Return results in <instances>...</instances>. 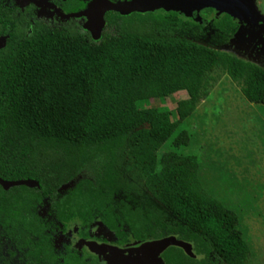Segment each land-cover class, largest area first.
<instances>
[{
    "label": "trees",
    "instance_id": "obj_1",
    "mask_svg": "<svg viewBox=\"0 0 264 264\" xmlns=\"http://www.w3.org/2000/svg\"><path fill=\"white\" fill-rule=\"evenodd\" d=\"M36 8L0 0V177L39 182L0 185L2 263L101 264L72 246L76 227L78 240L122 247L171 235L191 244L194 257L170 246L163 264H248L239 216L203 187L197 156L159 151L220 79L219 54L198 43L204 26L110 9L95 40L76 21H40ZM211 25L214 43L237 26L227 14ZM236 78L264 106V67ZM174 92L186 98L172 114L142 108ZM189 140L182 129L172 145Z\"/></svg>",
    "mask_w": 264,
    "mask_h": 264
},
{
    "label": "rangeland",
    "instance_id": "obj_2",
    "mask_svg": "<svg viewBox=\"0 0 264 264\" xmlns=\"http://www.w3.org/2000/svg\"><path fill=\"white\" fill-rule=\"evenodd\" d=\"M29 1H34L40 7L38 18L41 21L58 25L74 20L85 29L87 17L84 12L98 0H16L20 5ZM108 1L124 9L140 3L130 13H156L163 10L174 12L182 19H191L204 26L205 34L198 43L219 54L220 79L208 97L200 102L192 115L182 122L170 141L159 151L193 154L200 161L214 163L215 176L210 178L209 183L215 190H219L225 200L231 196V200L241 209L240 215L235 212L242 221L246 218L244 213L249 208V203L255 211L263 209L264 167L254 157V151L263 147L261 141L264 138H259L258 130L260 119L255 115H264V106H258L247 98L236 77L243 75L244 71L248 72L252 66L264 67V0H201L198 3L196 0H188V6L183 7L177 3L181 0H172L175 5L171 1H163L161 5H154L150 3L151 0ZM66 8L72 9L71 15L62 12ZM207 11L210 13L206 17ZM224 14L229 15L237 26L226 41L214 43L211 39L214 34L211 24L214 19ZM85 30L92 36L89 30ZM185 98V92H174L163 100L150 99L142 108L172 114L178 101ZM182 129L187 130L190 136L189 144L176 148L172 141ZM223 199L219 200L223 202ZM258 223L255 229L244 232L251 251L248 264H264V222ZM239 228L243 232V222L239 223ZM94 232L97 236L112 239L111 234L99 223L95 225ZM75 233L76 227L70 234L71 243L73 247L80 248L83 243L77 239ZM3 258H7V255L5 247L0 245V264H3ZM98 258L101 264H163L160 257L147 253L106 254Z\"/></svg>",
    "mask_w": 264,
    "mask_h": 264
},
{
    "label": "water",
    "instance_id": "obj_3",
    "mask_svg": "<svg viewBox=\"0 0 264 264\" xmlns=\"http://www.w3.org/2000/svg\"><path fill=\"white\" fill-rule=\"evenodd\" d=\"M166 1L165 3L172 2V0H151L150 3L156 5V3L161 5V2ZM192 2L195 0H191ZM197 3L201 0H196ZM207 1V0H206ZM173 2H177L174 0ZM172 2L173 5H175ZM184 3V0H181L177 3L180 4V7L188 6L187 3ZM135 4L128 9H124L119 5L110 3L108 0H98L87 12H84V15L87 17V21L84 24V28L89 30L92 34V37L96 40L101 36L102 30L105 27L104 14L107 10H116L121 14H129L134 10L138 5ZM257 19V18H256ZM259 19H257L258 21ZM6 44V38L4 36L0 37V49L3 48ZM0 185L4 189H9L12 186L16 185H26L28 187H38L39 182L35 179H18V180H6L0 177ZM83 245L87 249L97 256L106 255V254H129V253H147L155 257H160V255L170 246H177L182 248L185 253L191 257H194L191 244L177 239L175 236H167L159 239H152L140 242L138 244L129 245V246H118L110 243H99L94 240H81Z\"/></svg>",
    "mask_w": 264,
    "mask_h": 264
},
{
    "label": "crops",
    "instance_id": "obj_4",
    "mask_svg": "<svg viewBox=\"0 0 264 264\" xmlns=\"http://www.w3.org/2000/svg\"><path fill=\"white\" fill-rule=\"evenodd\" d=\"M258 106H263V105H258ZM255 116L260 119V124H259V128H258L259 138H264V115H255ZM263 142H264V140L261 141V144L263 147L258 149V150L256 149V151H254V157L256 159H258V161H259L258 163H260V165H262L264 167V143ZM198 164H199V166H198V178H199L201 184L204 187H206L209 190V192L214 195V197L216 196L219 199L224 198L222 203H225V206L227 205L226 207L236 211L240 215L241 209H239L238 206L236 205V203L231 200L230 195L227 197V200H225V197L221 196V194L219 193V190H215L213 187H211L209 181H210V178L215 176V169H214L215 165H214V163H209V162L206 163L204 161L198 160ZM231 177L234 178L233 176H231ZM261 198H263V195H261ZM245 200H246V197H245ZM251 207L252 206L249 203V208L246 209L245 213H244L246 216L244 221H242L241 218H239V223L243 222V224H244V228H243L242 233H243V237L245 240H246V234L244 236V232H249L250 230L255 229L257 227V225L259 224L258 222H261V223L264 222V208L255 211ZM246 242L249 245V242L247 240H246Z\"/></svg>",
    "mask_w": 264,
    "mask_h": 264
},
{
    "label": "flooded vegetation",
    "instance_id": "obj_5",
    "mask_svg": "<svg viewBox=\"0 0 264 264\" xmlns=\"http://www.w3.org/2000/svg\"><path fill=\"white\" fill-rule=\"evenodd\" d=\"M14 3H16V4H18L17 2H16V0H12ZM55 1H64V2H68V1H70V0H55ZM122 1V0H121ZM29 2H33V3H35L34 1H29ZM29 2H26V3H29ZM36 4V3H35ZM18 5H20V4H18ZM37 5V4H36ZM39 10H40V7L37 5V8H36V15H37V18H38V14H39ZM71 11H72V9H68V8H66L65 10H63L62 12L65 14V15H71L72 13H71ZM39 19V18H38ZM40 20V19H39ZM41 21V20H40ZM72 21H74V20H72ZM43 22V21H42ZM66 22H69V21H66ZM65 22V23H66ZM77 22V21H76ZM45 23V22H44ZM78 23V22H77ZM47 24V23H46ZM60 24H63V23H60ZM59 25V24H58ZM53 26V25H52ZM86 240H94V241H96V242H99V243H108L107 241H102V240H99V239H86ZM110 244H112V243H110ZM86 249H87V247L85 246V245H83ZM88 250V249H87ZM89 251V250H88ZM90 252V251H89Z\"/></svg>",
    "mask_w": 264,
    "mask_h": 264
}]
</instances>
